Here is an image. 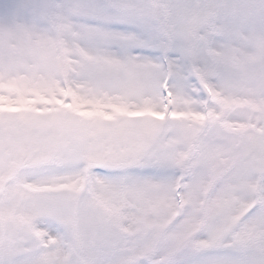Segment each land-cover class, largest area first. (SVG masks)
Returning a JSON list of instances; mask_svg holds the SVG:
<instances>
[{"label":"snow or ice","instance_id":"obj_1","mask_svg":"<svg viewBox=\"0 0 264 264\" xmlns=\"http://www.w3.org/2000/svg\"><path fill=\"white\" fill-rule=\"evenodd\" d=\"M0 264H264V0H0Z\"/></svg>","mask_w":264,"mask_h":264}]
</instances>
